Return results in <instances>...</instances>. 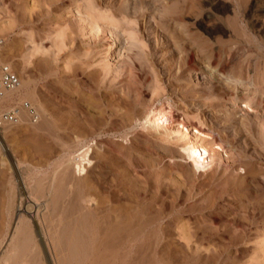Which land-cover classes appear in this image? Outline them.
<instances>
[{"label":"rangeland","instance_id":"1","mask_svg":"<svg viewBox=\"0 0 264 264\" xmlns=\"http://www.w3.org/2000/svg\"><path fill=\"white\" fill-rule=\"evenodd\" d=\"M89 16L101 19L98 38L85 31ZM9 24L2 59L32 81L41 119L24 113L0 139V264H262L264 0H0V25ZM118 49L121 61L108 71ZM161 101L172 102L174 125L199 119L221 143L211 166L196 170L178 144L143 127ZM77 136L96 143L87 180L103 173L109 182L97 195L119 222L113 237L93 231L89 206L75 214L77 225L56 228L53 204L27 202L17 187L21 170L51 176Z\"/></svg>","mask_w":264,"mask_h":264},{"label":"bare ground","instance_id":"2","mask_svg":"<svg viewBox=\"0 0 264 264\" xmlns=\"http://www.w3.org/2000/svg\"><path fill=\"white\" fill-rule=\"evenodd\" d=\"M111 17L110 18L108 17L111 24L110 25L107 24V25L110 26V28L112 29L114 39H115V43H116L117 38H119V36H121V34L118 31L119 29H117V25H116L117 20H115L114 18H111ZM99 18H102V16ZM104 18H102V19H104ZM86 20H88V21L85 22L84 19L82 20L83 25H84V23H86L84 25L85 31L87 30V32L91 33L93 37L98 36L99 33L101 31H103V28L101 25V19H93V18H90V16H89V18H87ZM65 24L66 23H64L63 25L60 26V28L55 30L56 41L62 42L64 40ZM13 28H14V26L12 24H9L8 27L4 26V25H2V26L0 25V35H3V34L5 35L6 33L8 34V32L10 33L13 30ZM96 38H98V37H96ZM29 40L30 39L28 38L27 41H29ZM7 41H8V39H7ZM3 46L5 47L4 44L2 46H0V50H1V47H3ZM27 49H28L27 53L25 54L24 59H23L25 62V64H24L25 67H26V64L29 62V59L31 58V56L34 53V47L28 46ZM192 57H193V55L190 54L188 57L189 62L193 61ZM0 58L2 59V53H0ZM120 58H121V50H119V49L115 50L113 52V54L111 55V58L110 59H109V57L107 58L108 60L104 66L105 69H107L108 71H111V69H113L115 66H117L120 63V61H121ZM2 60L5 61L4 59H2ZM220 72L222 75L226 74L225 70L223 68L220 69ZM227 77H228L229 81H231L233 83H237L240 80L238 77L233 76V75H227ZM255 80H253L251 77H248V78H246V84L247 85L255 84ZM256 85H258V84H256ZM222 89H224V87H222ZM35 92L36 91L32 88V81L30 79H22L19 86L16 89L7 91L5 93V95L2 98H0V111L8 109L9 106H12L14 103H22L24 100H28V101L32 102L35 99H39L36 97L37 93L35 94ZM233 93L234 92L231 93L230 91H227V94L232 95V97L227 98V99H229V101H230V99L231 100L236 99V97H235L236 94L233 95ZM205 94H207L208 98H210L211 96L213 98V95H214V97L216 95L215 91L213 92V90L212 91L210 90V92L205 93ZM244 97H246V96H244ZM250 99L244 98V100H243V102L245 104L244 107H242V106L240 107V105H239V107L241 108L242 111L248 112L252 108ZM237 103H234V104H237ZM14 105H19V104H14ZM24 113H26V112H24ZM173 118L175 119L176 117L175 116L173 117V104H172V102L170 103L169 101H167V102L161 101L160 103L154 105L153 107L148 108V110L145 111L144 116H143L141 121H143L142 124H143V127L145 129L153 131L158 136L160 135L159 137L165 136V138L167 137L171 141L178 144L182 150L181 155H180L181 159L185 160V161L186 160L189 161L196 170L206 169L209 166H211L212 163L215 161L217 153L223 152V147H222L221 143L218 142L214 138V136L212 135V132L205 131L203 129V123L199 119L196 123H194L192 121H188V119H186L184 117V118H182V120H179V122L176 125H174L175 122H174ZM21 120H22V118H21ZM76 139H77V141L74 145H68V144L66 145L65 144L64 152L60 156V160H59L58 164L52 170L51 176H49L47 178L39 176L38 172L36 171V168H34V171L28 169L29 172L27 171V168H26L25 170L27 171V174H26V172L19 169V171L21 170L19 172V173H21V175L18 177L21 178V182H20V185L17 186L16 184L18 182L14 183V181H13L14 179L12 178V180H11L12 191L15 190V185H16L22 191V193L19 192L20 190L18 191L19 193H21V198L25 197L27 199L26 200L27 202L34 201L36 198H38L40 196L46 197L48 199L47 201H49L51 204H53L54 209L57 210V218L54 220L56 228H60L62 226H66L68 228H71L72 224L77 225L80 220L78 221L79 218L78 219L75 218V214H77V213L79 214L82 211V207H84V208L86 206H89L90 208L94 207L91 210L92 215H94L93 218L91 216L88 218L89 220H92V222H93L92 223L93 231L102 230V231H104L105 236L113 237V235L119 231L118 230L119 227H118V225H115V223H117V222L115 220H112V218H111L112 214L110 215V213H108L109 212V206H107L105 204V202L104 203L100 202L98 200V195H97V190L102 188L105 185H109V182L107 181L106 177L102 175L103 173H100L98 178L93 180V181L87 180L89 168H91L92 166L95 165L94 159H93V154L95 152L96 143H94V142L91 143V140H88L87 138H81L79 136H77ZM2 142H1V144H2ZM15 160H16L17 166H19V168H21V166H20V165H22L21 161L17 157L15 158ZM16 163H15V165H16ZM17 166H16V168H17ZM27 166H30V165H27ZM30 168H32V167H30ZM14 170L17 171L16 169H14ZM82 180H86V182L82 183L81 182ZM62 186L63 187L65 186L67 188V190H66V188H65V191L63 190L64 191L63 194H65L63 196V198L57 199V198H55L56 197L55 193ZM38 199L40 200V198H38ZM39 200H37V202ZM34 203H35V201H34ZM28 205H30V204L28 203ZM38 205H39V203H38ZM29 210H31V209L28 207L27 212L29 213V216L35 220L36 219L35 214L34 213L32 214ZM25 211H26V209H25ZM82 213H84V212H82ZM53 216H54V212H53ZM71 218H73V219L75 218L74 221H70ZM66 219H69L68 223H65ZM39 229L41 230V228H39ZM77 230H79V229H77ZM52 232H53V229H52ZM80 232H79V234H80ZM141 232H142V230H141ZM20 233H21L20 232V226H17L15 233H14L15 235L12 238V243L15 241L14 238L16 236H18V234H20ZM43 234H44V232H43ZM137 234H139L138 231H137ZM137 234H136V236H137ZM44 236H45V238L48 239L46 232H45ZM260 236H261L260 237V244H262L264 246V231L262 232V235H260ZM41 240H42V238H41ZM10 251H11V249H9L8 254L10 253ZM8 254L5 257V260H9ZM259 256L262 258V264H264V248H263V251L260 253ZM15 264H18L17 261H15Z\"/></svg>","mask_w":264,"mask_h":264},{"label":"built area","instance_id":"3","mask_svg":"<svg viewBox=\"0 0 264 264\" xmlns=\"http://www.w3.org/2000/svg\"><path fill=\"white\" fill-rule=\"evenodd\" d=\"M4 44L0 37V46ZM21 82L20 76L10 64L0 58V98L9 90L16 89ZM27 113L32 123H37L41 119L39 109L30 101L24 100L19 105H14L9 109L0 111V139L4 137L5 130L17 125L21 118Z\"/></svg>","mask_w":264,"mask_h":264}]
</instances>
